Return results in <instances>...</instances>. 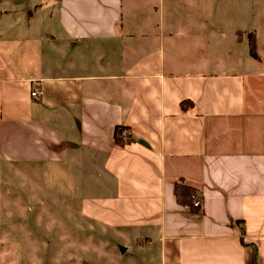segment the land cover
Returning <instances> with one entry per match:
<instances>
[{
    "label": "crops",
    "instance_id": "crops-1",
    "mask_svg": "<svg viewBox=\"0 0 264 264\" xmlns=\"http://www.w3.org/2000/svg\"><path fill=\"white\" fill-rule=\"evenodd\" d=\"M263 7L0 0V157L94 168L75 215L104 254L78 264H264Z\"/></svg>",
    "mask_w": 264,
    "mask_h": 264
},
{
    "label": "rangeland",
    "instance_id": "rangeland-1",
    "mask_svg": "<svg viewBox=\"0 0 264 264\" xmlns=\"http://www.w3.org/2000/svg\"><path fill=\"white\" fill-rule=\"evenodd\" d=\"M246 13L241 26L244 33L252 28ZM43 14L44 23L40 29L44 33L60 35L55 13L51 20L46 18L50 11H41L39 18H43ZM257 30L264 40V25ZM21 31L19 37L24 40L27 35L23 28ZM257 34L250 32L245 36L249 37L248 45L253 35L258 46ZM256 53L258 58V47ZM249 55L253 57L250 49ZM24 150L21 144L20 151ZM78 167L77 163L65 167L21 165L0 157V264H78L84 258L83 247L87 248L86 262L91 261L90 255L95 258L104 254L102 246L91 245L88 237L79 234L88 224L75 215L81 214L78 195L84 191L94 193L87 183L93 180L96 172L94 168L81 172ZM81 174L86 178L85 188L79 181Z\"/></svg>",
    "mask_w": 264,
    "mask_h": 264
},
{
    "label": "trees",
    "instance_id": "trees-1",
    "mask_svg": "<svg viewBox=\"0 0 264 264\" xmlns=\"http://www.w3.org/2000/svg\"><path fill=\"white\" fill-rule=\"evenodd\" d=\"M256 40H254L253 35L250 37L249 41V49H250V54L256 58L257 53H256ZM117 140H118V129L116 131ZM195 190L192 186H189L185 183H177L175 185V196H176V201L179 205L183 206H193V198H194Z\"/></svg>",
    "mask_w": 264,
    "mask_h": 264
},
{
    "label": "built area",
    "instance_id": "built-area-1",
    "mask_svg": "<svg viewBox=\"0 0 264 264\" xmlns=\"http://www.w3.org/2000/svg\"><path fill=\"white\" fill-rule=\"evenodd\" d=\"M32 96L36 97V96H38V93H37V92H33V93H32ZM121 136L124 137V140H127V136H128V134H126V132H124V133H122ZM193 205H194L195 207H200V206H201V203L198 202V201H194V204H193Z\"/></svg>",
    "mask_w": 264,
    "mask_h": 264
}]
</instances>
